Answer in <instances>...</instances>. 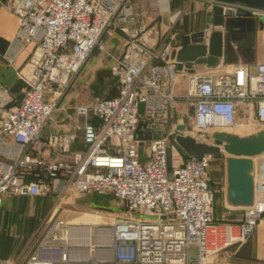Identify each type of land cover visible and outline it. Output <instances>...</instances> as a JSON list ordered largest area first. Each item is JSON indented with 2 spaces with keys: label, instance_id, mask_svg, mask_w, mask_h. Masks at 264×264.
Masks as SVG:
<instances>
[{
  "label": "built area",
  "instance_id": "1",
  "mask_svg": "<svg viewBox=\"0 0 264 264\" xmlns=\"http://www.w3.org/2000/svg\"><path fill=\"white\" fill-rule=\"evenodd\" d=\"M0 5L18 18L2 60L13 63L31 45L16 70L27 85L22 101L14 104L0 84V208L10 196L62 200L91 192L112 193L126 211L96 223L53 214L24 264H212L220 248H208L213 185L225 192V179L208 176L211 154L187 155L174 138L205 140L232 127L240 110L252 112L264 129V61L216 74L194 70L179 93L182 70L172 43L143 40L145 27L136 25L131 0ZM253 14L261 16L257 36L264 49V6ZM104 32L122 37V51L109 66L116 94L74 106V131L44 135L54 111L66 109L60 99ZM181 101L193 108L192 135L181 132L178 121L171 123ZM252 183V200L241 206L236 234L221 246L243 243L262 221L264 165L255 178L252 173ZM0 264L13 262L0 258Z\"/></svg>",
  "mask_w": 264,
  "mask_h": 264
},
{
  "label": "rangeland",
  "instance_id": "2",
  "mask_svg": "<svg viewBox=\"0 0 264 264\" xmlns=\"http://www.w3.org/2000/svg\"><path fill=\"white\" fill-rule=\"evenodd\" d=\"M115 40L117 39L111 32L102 34L99 43L91 50L80 70L73 75L70 85L61 97L62 103L59 104L65 105L66 109L58 108L55 110L52 119L48 122L53 120L57 112L74 115V106L115 92V81L109 73L111 60L118 55L119 51L116 45L118 43ZM261 61H264V59ZM178 92L182 93L181 91ZM176 110L182 113L181 117H177ZM192 111V106L186 101L178 102L172 118L174 121L171 122L178 121L177 123L183 126V129H180L181 132L188 135L193 134L190 118ZM262 128L252 115L246 116L244 110H240L235 124L221 130L229 133L236 131L247 135V133L254 134ZM199 141L211 144L213 143V137L209 135L207 139ZM142 147L146 149L147 146L142 144ZM141 152L143 151L141 150ZM141 157L144 159L145 154L142 153ZM224 158L225 154L223 152L211 156L208 176L215 182L220 181L225 174ZM263 165L264 153L254 157L251 170L254 178L258 167ZM213 189L216 190V194L213 201V221L208 228V245L215 237L227 239L226 233L230 230L235 235L236 226L241 216V207H230L221 191H218V188L216 189V185H213ZM125 213L124 204L112 193L96 194L88 192L62 200H55L51 197H6L0 208V258H10L13 264H24L27 255L41 241L45 225L53 214L60 215L70 221L85 217L89 219L99 218L98 221L104 222L110 221L114 215H125ZM228 227L230 229H227ZM257 227L259 229L263 228L261 233L264 234V216ZM211 228H216L218 232L213 235ZM256 234L259 233L254 231L243 244L241 243L242 245L236 243L221 246L222 243L218 241V247L220 248L217 247L215 253L219 252L220 257L215 255V259L211 263L264 264V256H255L254 240ZM257 250L264 254V244H261Z\"/></svg>",
  "mask_w": 264,
  "mask_h": 264
},
{
  "label": "water",
  "instance_id": "3",
  "mask_svg": "<svg viewBox=\"0 0 264 264\" xmlns=\"http://www.w3.org/2000/svg\"><path fill=\"white\" fill-rule=\"evenodd\" d=\"M222 2L224 4H214L206 10L204 29L182 37V45L174 52L177 70L192 73L194 64L215 67L220 59L232 63L236 59L235 51L247 62L253 58L255 29L261 23L260 16L253 15V11L260 10L264 0ZM236 3L246 9L234 8ZM177 128L183 129V126ZM212 137L211 144L181 134H176L174 139L187 155L223 152L226 201L231 206H248L253 194L252 159L264 153V129L242 136L216 131Z\"/></svg>",
  "mask_w": 264,
  "mask_h": 264
},
{
  "label": "crops",
  "instance_id": "4",
  "mask_svg": "<svg viewBox=\"0 0 264 264\" xmlns=\"http://www.w3.org/2000/svg\"><path fill=\"white\" fill-rule=\"evenodd\" d=\"M131 2L133 3L137 13L136 25H143L145 27V32L142 34L143 40L151 45L168 41L172 43L175 50L182 45V37L184 35L204 29L205 14L207 9H210L214 4H224L222 0H131ZM237 4L239 3H236V5L234 4L233 6L240 8ZM260 25L261 23L257 25L255 29L254 53L251 61H245L244 57L235 51V62L225 63L222 59H220L215 67H208L206 64H194L193 69L211 71L213 74L230 71L231 66L234 64H247L252 69L256 62L264 59V49L257 36V30ZM17 26V16L6 7L0 5V84L9 89L14 104H19L22 101L27 90V85L22 80L18 79L16 70L25 62L31 50V45H26L25 48L17 54L11 64L5 63L2 60V55L5 53L10 39L16 32ZM115 37L117 39L115 41L118 43L116 44L119 50L118 54H120L122 51V37L119 34H116ZM187 75L188 72H186V70H182V75L179 77L178 91L184 92ZM60 103H62L61 99ZM248 113L250 114V111H248ZM76 121L77 119L75 113L74 115H69L65 112L62 114L57 112V115L53 117V120L46 123L43 133L46 135L48 133L72 132L74 131ZM232 133L241 136L245 135L236 131H233ZM248 134L250 133H247V135ZM80 146L81 145L79 143L75 144V147ZM221 193L225 197V192L221 191ZM230 207L238 208L241 206L230 205ZM262 230L263 228L259 229L258 227L255 229V233H259L258 235L256 234L254 240L256 257L264 256V254L257 250L261 244H264V238H262L264 234L261 233ZM211 231L213 232V235L218 232L216 228H211ZM226 234L227 239L217 237L212 239L208 245L209 250L217 248L219 246L218 241L221 243L231 241L233 237L232 230ZM226 236L224 235V237ZM216 256L220 257V253L217 252Z\"/></svg>",
  "mask_w": 264,
  "mask_h": 264
},
{
  "label": "bare ground",
  "instance_id": "5",
  "mask_svg": "<svg viewBox=\"0 0 264 264\" xmlns=\"http://www.w3.org/2000/svg\"><path fill=\"white\" fill-rule=\"evenodd\" d=\"M98 220H99V218H93V219L91 218V219H89V218L82 217L80 219H75L73 221H75V222H82V223H92V222L96 223V222H99ZM207 234H208V230H207ZM232 239H233V237H232Z\"/></svg>",
  "mask_w": 264,
  "mask_h": 264
},
{
  "label": "trees",
  "instance_id": "6",
  "mask_svg": "<svg viewBox=\"0 0 264 264\" xmlns=\"http://www.w3.org/2000/svg\"><path fill=\"white\" fill-rule=\"evenodd\" d=\"M109 73H110V68H109ZM110 76H111V73H110ZM111 78L115 81V92H114L113 94L106 95L107 97L114 96V95L116 94V92H117V80H116L115 77H112V76H111ZM215 194H216V192H215ZM215 194H214V196H215ZM23 198H24V197H23ZM232 245H233V244H232Z\"/></svg>",
  "mask_w": 264,
  "mask_h": 264
}]
</instances>
